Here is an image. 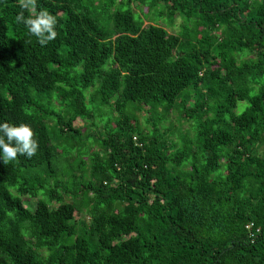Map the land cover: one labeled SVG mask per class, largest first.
I'll return each mask as SVG.
<instances>
[{
    "label": "trees",
    "instance_id": "1",
    "mask_svg": "<svg viewBox=\"0 0 264 264\" xmlns=\"http://www.w3.org/2000/svg\"><path fill=\"white\" fill-rule=\"evenodd\" d=\"M3 122L0 264H264V0H0Z\"/></svg>",
    "mask_w": 264,
    "mask_h": 264
},
{
    "label": "clouds",
    "instance_id": "2",
    "mask_svg": "<svg viewBox=\"0 0 264 264\" xmlns=\"http://www.w3.org/2000/svg\"><path fill=\"white\" fill-rule=\"evenodd\" d=\"M21 7L28 9L35 7V0H21ZM43 46L57 37V18L47 10H41L34 18L18 16ZM35 133L28 124L0 123V159L14 161L18 156H27L29 159L36 155L39 144L34 138Z\"/></svg>",
    "mask_w": 264,
    "mask_h": 264
},
{
    "label": "rangeland",
    "instance_id": "3",
    "mask_svg": "<svg viewBox=\"0 0 264 264\" xmlns=\"http://www.w3.org/2000/svg\"><path fill=\"white\" fill-rule=\"evenodd\" d=\"M177 21L180 22V18H177ZM162 25H163L164 27H166L170 32H174L175 29L178 30L177 27H175V26L173 27L174 31L171 30L170 27L166 24V22H164ZM134 104H138V103H134ZM134 104H133V105H134ZM129 107H130V109H131V106H129ZM139 108H140V110L136 109L135 114L137 115V117H138V119H139V124H140L141 128H142L143 131L145 132L146 130H149V129L152 128V125H151V124H148V123L146 122L147 119L150 117V114H151V113L148 112V110H147L148 107L145 106V105H139ZM160 110L162 111L163 109H162V108H159V111H160ZM99 113H100V112H99ZM174 117H175V115L172 114L171 117H170L169 119H167V120L164 122L166 127H167V126H171V123L176 124ZM76 124H77V125H81L80 120L77 121ZM189 124H190V123H184V124L182 125V129L180 128V126H177V128L180 129L181 132H185V131L189 130ZM89 129H90V127H89ZM176 134L178 135V132H176ZM190 134H192V133H190ZM96 148H98V146H96ZM87 159H88V158H87ZM24 199L27 200V201H29L31 204L35 205V200H33V199H29V198H26V197H25Z\"/></svg>",
    "mask_w": 264,
    "mask_h": 264
},
{
    "label": "built area",
    "instance_id": "4",
    "mask_svg": "<svg viewBox=\"0 0 264 264\" xmlns=\"http://www.w3.org/2000/svg\"><path fill=\"white\" fill-rule=\"evenodd\" d=\"M253 224H251V226H252ZM258 232H259V230H258Z\"/></svg>",
    "mask_w": 264,
    "mask_h": 264
}]
</instances>
